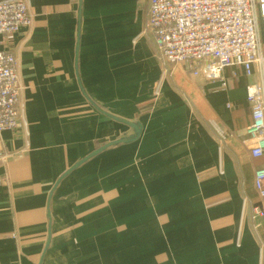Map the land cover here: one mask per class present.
<instances>
[{
    "label": "crops",
    "instance_id": "1",
    "mask_svg": "<svg viewBox=\"0 0 264 264\" xmlns=\"http://www.w3.org/2000/svg\"><path fill=\"white\" fill-rule=\"evenodd\" d=\"M79 2L29 0L31 26L0 37L25 122L0 134V264H264V220H251L264 158L246 143L258 74L227 69L226 89L184 65L164 74L150 0H83L85 97ZM126 123L139 139L103 150Z\"/></svg>",
    "mask_w": 264,
    "mask_h": 264
},
{
    "label": "built area",
    "instance_id": "2",
    "mask_svg": "<svg viewBox=\"0 0 264 264\" xmlns=\"http://www.w3.org/2000/svg\"><path fill=\"white\" fill-rule=\"evenodd\" d=\"M29 0H0V37H11L32 24ZM146 33L153 36L164 74L171 66L188 67L191 76L218 81L228 88L224 73L239 67L259 81L247 88L253 122L247 145L253 159L264 158V0H150ZM24 90L14 53L0 51V134L25 126L21 111ZM221 142L226 133L211 124ZM4 158L0 152V160ZM260 201L251 220H264V166L254 174Z\"/></svg>",
    "mask_w": 264,
    "mask_h": 264
},
{
    "label": "water",
    "instance_id": "3",
    "mask_svg": "<svg viewBox=\"0 0 264 264\" xmlns=\"http://www.w3.org/2000/svg\"><path fill=\"white\" fill-rule=\"evenodd\" d=\"M82 3H83V0H80L79 2V12H78V42H77V47H76V74H77V79H78V84H79V87H80V90L82 92V94L86 97V94L84 92V88L82 86V83H81V79H80V75H79V71H78V54H79V49H80V36H81V26H82ZM162 80V77L159 78L154 86H153V89L154 91L156 92L160 86V82ZM96 107V106H95ZM108 115V114H106ZM109 116V115H108ZM127 126H129V128L132 130V134L127 137V138H123L122 140L118 141V140H115L113 142H109L107 144H105L103 146V150H107L111 147H114V146H117L119 143L120 144H130L132 142H135L139 139L140 135H141V129L134 123H126ZM100 152L99 151H96L94 152L93 154H91L90 156H88L87 158L77 162L76 164H74L71 168H69L58 180L57 182L54 184L52 190H51V194H50V200L52 198V195L54 194L56 188L58 187L59 183L65 178L67 177L68 175H70L71 173H73L74 171H76L77 169H79L83 164H85L86 162H88L92 157L96 156L98 153ZM249 215L247 214L246 212V221L245 222H248V217Z\"/></svg>",
    "mask_w": 264,
    "mask_h": 264
}]
</instances>
